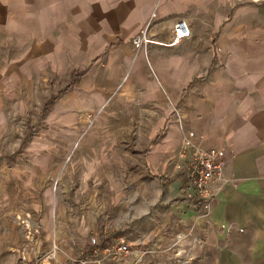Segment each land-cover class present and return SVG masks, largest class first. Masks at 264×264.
Returning a JSON list of instances; mask_svg holds the SVG:
<instances>
[{"label": "crops", "instance_id": "0c3cea01", "mask_svg": "<svg viewBox=\"0 0 264 264\" xmlns=\"http://www.w3.org/2000/svg\"><path fill=\"white\" fill-rule=\"evenodd\" d=\"M179 17L190 35L170 45ZM147 23L151 41L141 38ZM187 131L225 151L211 217L176 178ZM12 138L27 157L53 141L55 167L0 163V264L45 261L50 241L66 240L62 211L47 214L46 179L68 156L67 185L77 177L92 198L70 214V239L108 212L99 237L135 223L127 243L140 254L172 251L182 235L186 264H264V0H0V143ZM128 181L135 215L94 206L95 191L122 201ZM164 237L166 249L155 247Z\"/></svg>", "mask_w": 264, "mask_h": 264}, {"label": "rangeland", "instance_id": "374dc122", "mask_svg": "<svg viewBox=\"0 0 264 264\" xmlns=\"http://www.w3.org/2000/svg\"><path fill=\"white\" fill-rule=\"evenodd\" d=\"M242 1H247V0H240L237 2H242ZM36 99L39 100L40 97H36ZM33 102L34 101H32V108L39 106L37 101H35L36 103H33ZM176 111H174V113L176 117H178V113H176ZM31 115H32L31 117L32 121H34L36 110H32ZM35 125L31 127V136H34L37 134L36 132H39L38 128L35 127ZM17 130H18L17 128L14 129L15 133L13 135H17ZM13 139L14 138H12V141L10 143H2V142L0 143V163H2L3 166H6L7 162L13 163L15 164V166H18V167H22L24 164L25 166H27L28 163L30 164L31 167H35L37 166L36 163H40L42 167H45V168L50 167L51 168L50 173L53 174L54 172L53 170L55 167L53 151H52V154L48 156L47 150H46L47 147L54 146L53 141L50 144H49V141L46 144H43L41 142V145L39 142H35L34 144H32V147H31L32 155L27 157L21 154L22 152L26 151L23 148L22 144H18L17 142H14ZM68 153L69 152H67L66 156L68 155ZM41 155H43V157H39ZM63 156H65V153L63 154ZM70 162H71V159L68 156V158L64 160V168L62 169V172H63L62 175L59 173V176L57 175V178H55V176L52 175V177H47L46 179V183L48 185L47 191H46V204L48 205L47 214L49 217L54 218L59 209L60 211H62L63 219H64V223H63L64 229H62V233L64 234V237H66V240L62 241L59 244L58 243L59 241L57 242L56 237H54L56 240L52 239L50 241V246L53 242H55L58 246L56 259L60 264H81V261L83 260H92L95 258L98 259V261L90 262L88 264H186L185 261L187 260V258L185 257V254L187 250V242L185 241V239L183 240L182 235H180V237L177 238V241H179V244L177 245V247H175L174 250L160 251V254L155 257L149 254L150 251H148V253L146 254H140V251H137L138 250L137 245H135V243L132 242L133 239H131V243H129L130 251L127 255L120 256L115 259L100 260L102 256L101 251L98 250L101 248L100 245H103L109 248L115 244L116 240L117 241L122 240L124 242H127L128 239L130 241V237L134 236L133 230L130 227L133 226L135 223L130 225V227H126L125 229H123V232L121 234L117 233L119 230H117V228H115L114 225L110 224L107 227V230L109 231L107 234L108 236L103 235L99 237L100 233L98 231L102 230L104 222L108 223L103 218L104 216L107 217L108 212L100 214L99 217H102V218L98 220V226L95 227L94 231L86 235L80 231L78 233V237L70 239L69 234L70 232H72V226H71V223L69 222L70 214L72 213L73 210H75L76 213L78 209L79 211H85L88 208L87 202L92 200L91 196H89V198H86L87 195L88 194L90 195L91 193L82 192L78 190L79 182L77 180V177L74 178L73 185L72 184L67 185V183H69L67 179H70V175L68 173L69 169L67 167H69ZM130 184H132V182L128 181L127 182L128 186L125 188V191L122 192L124 193L123 195L126 198V199L123 198L122 201H119L118 199V196L120 195V193L118 192L117 193L115 192L102 193V192L95 191L94 193H92L94 206L101 207L102 204L104 203L108 206H111V209H113L112 211L114 212L116 210L119 211L118 207L120 206L122 207V209L124 210L126 209V211L128 212V217L135 215V210H133V207H130L135 202L134 196H133L134 187L133 185H130ZM148 187L151 188L149 183H148ZM122 193H121V196H122ZM103 196L105 198H103ZM106 198L109 201H107ZM124 201L127 202L126 205H124ZM138 201L139 200L137 199L136 203H138ZM114 212H113V215L111 212H109L111 214L109 215L108 220L117 219L119 217V215L116 214L117 212L116 213ZM100 224H101L100 226L101 229L98 228ZM93 238L95 239L96 244L95 243L92 244ZM91 244L97 248V249L95 248V250L97 251H89L88 247L91 246ZM154 246L165 250L167 247L165 237L160 238L158 240V245L155 244ZM149 247H150V241L148 245L146 246V248H149ZM59 248L61 251H58ZM71 248H73V250H71ZM67 250H70V251H67ZM44 252H42V255L44 254ZM224 253H227V252L225 251ZM32 257L33 256H30V258ZM42 258L45 259L44 257ZM225 259H228V257L224 256V260ZM45 261H46V264H48V262L50 264L49 260L45 259ZM45 261H42V262L33 261L30 263L28 262V264H45Z\"/></svg>", "mask_w": 264, "mask_h": 264}, {"label": "built area", "instance_id": "2783aa9c", "mask_svg": "<svg viewBox=\"0 0 264 264\" xmlns=\"http://www.w3.org/2000/svg\"><path fill=\"white\" fill-rule=\"evenodd\" d=\"M148 23L141 30V38L145 41L152 40L147 36ZM189 35L190 27L187 20L179 17L172 25L171 38L168 44L174 45L180 39ZM224 157L225 151L223 148L216 146L202 148L192 131H187L182 135V147L177 152L174 162L176 178L181 184L180 192L189 201L191 207L198 209L206 217L214 215L213 204L222 188V183L225 181L223 176ZM93 243L96 244L94 238L92 239ZM57 249V244L53 242L43 256L49 261L53 260L57 256ZM129 251L130 246L127 242L116 240L111 247L102 249L100 260L125 256ZM95 261H98V259L83 260L81 264Z\"/></svg>", "mask_w": 264, "mask_h": 264}, {"label": "trees", "instance_id": "16d2710c", "mask_svg": "<svg viewBox=\"0 0 264 264\" xmlns=\"http://www.w3.org/2000/svg\"><path fill=\"white\" fill-rule=\"evenodd\" d=\"M73 82V81H72ZM55 98V96H51L48 100H47V102L44 104V106H43V109H42V113H44L46 110H47V107H48V105H49V103H51L52 101H53V99ZM117 233H119V231L117 232ZM89 251H92V250H89Z\"/></svg>", "mask_w": 264, "mask_h": 264}]
</instances>
